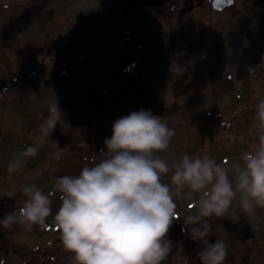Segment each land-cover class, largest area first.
<instances>
[{
  "label": "rangeland",
  "instance_id": "374dc122",
  "mask_svg": "<svg viewBox=\"0 0 264 264\" xmlns=\"http://www.w3.org/2000/svg\"><path fill=\"white\" fill-rule=\"evenodd\" d=\"M201 2L181 12L171 0H0V219L18 211L26 200L22 189L32 184L50 193L54 219L61 203L56 179L78 175L87 158L98 163L113 123L133 112L150 111L175 131L158 153L170 168L161 176L166 184L185 154L230 167L257 142L250 129L256 97L264 98V0H238L222 10ZM245 11H254L250 19ZM54 98L63 119L38 154L9 173L13 158L36 145L48 116L41 111ZM74 102L81 106L74 109ZM175 202L182 217L169 229L172 252L162 264H202L190 257L201 242L181 231L197 212L196 200L176 196ZM232 211L238 222L205 218L210 236L230 244L229 264H263L264 208L247 217L237 199ZM1 227L4 264H73L69 252L52 260L35 248L43 241L54 250L50 238L62 245L59 230L48 236L18 224Z\"/></svg>",
  "mask_w": 264,
  "mask_h": 264
},
{
  "label": "clouds",
  "instance_id": "9594fccd",
  "mask_svg": "<svg viewBox=\"0 0 264 264\" xmlns=\"http://www.w3.org/2000/svg\"><path fill=\"white\" fill-rule=\"evenodd\" d=\"M256 99L250 131L257 142L239 161L229 167L228 161L217 163L208 155L185 154L172 165L170 184L161 180L170 168L158 153L169 148L174 129L150 111L117 119L99 162L83 167L76 176L65 175L55 181L61 203L54 219L73 264H162L172 252L169 229L180 219L176 196L196 200L197 212L185 218L181 231L202 243L199 260L224 264L227 245L223 240L208 242L211 233L205 218L229 217L238 222L237 212H229L237 199L247 217L254 216L257 207L264 208V98ZM48 113L39 125L36 145L27 146L13 158L9 173L19 171L27 157H35L63 119L56 98ZM22 192L26 197L23 206L6 214L0 225L11 229L18 224L25 230L43 227L52 212L50 193L45 194L36 184L25 186ZM0 264L4 262L0 260Z\"/></svg>",
  "mask_w": 264,
  "mask_h": 264
},
{
  "label": "trees",
  "instance_id": "16d2710c",
  "mask_svg": "<svg viewBox=\"0 0 264 264\" xmlns=\"http://www.w3.org/2000/svg\"><path fill=\"white\" fill-rule=\"evenodd\" d=\"M48 113V111H47V109L45 110V114H47ZM93 161H90V162H87L86 160H84V164H87V165H90V166H92L93 165ZM96 163V162H95ZM78 169H81V167H78ZM22 202H18L17 203V206H20L19 204H21ZM23 204V203H22ZM52 216H49L47 219H46V222H45V225L42 227V228H45L46 229V231H47V233H48V236H50L51 234L52 235H55V231L57 230V229H55L56 228V226H57V224L55 223V222H52V221H50L49 219L51 218ZM37 227L40 229L41 228V226H39V225H37ZM51 240H50V242L48 243V246L49 247H55L54 248V250H52V251H50L49 252V250L50 249H48V248H45V247H42L43 246V241H41V242H39V243H37L36 244V246H35V248L36 249H38L39 251L41 250V251H45V252H47V257L49 258V257H51L52 258V260H54V259H60L62 256H63V253L65 252L63 249V247H61V245H60V243H57L56 242V240L55 239H53V238H50ZM45 242V241H44ZM65 254V253H64ZM256 264H262L261 263V261L260 260H258L257 261V263Z\"/></svg>",
  "mask_w": 264,
  "mask_h": 264
},
{
  "label": "water",
  "instance_id": "95a60500",
  "mask_svg": "<svg viewBox=\"0 0 264 264\" xmlns=\"http://www.w3.org/2000/svg\"><path fill=\"white\" fill-rule=\"evenodd\" d=\"M228 1L229 0H214V3L220 4V5H226V4H228ZM181 8L186 9V8H189V6L187 4H185Z\"/></svg>",
  "mask_w": 264,
  "mask_h": 264
},
{
  "label": "flooded vegetation",
  "instance_id": "af4514ba",
  "mask_svg": "<svg viewBox=\"0 0 264 264\" xmlns=\"http://www.w3.org/2000/svg\"><path fill=\"white\" fill-rule=\"evenodd\" d=\"M167 1H168V0H167ZM174 1H175V2L177 1V3L179 2V0H172V3H173Z\"/></svg>",
  "mask_w": 264,
  "mask_h": 264
}]
</instances>
